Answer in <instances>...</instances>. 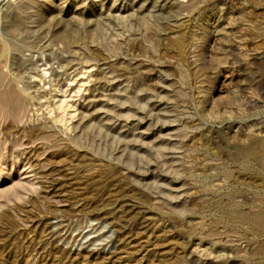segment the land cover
I'll return each mask as SVG.
<instances>
[{"label": "rangeland", "instance_id": "obj_1", "mask_svg": "<svg viewBox=\"0 0 264 264\" xmlns=\"http://www.w3.org/2000/svg\"><path fill=\"white\" fill-rule=\"evenodd\" d=\"M156 9L0 0V264H264V0Z\"/></svg>", "mask_w": 264, "mask_h": 264}, {"label": "bare ground", "instance_id": "obj_2", "mask_svg": "<svg viewBox=\"0 0 264 264\" xmlns=\"http://www.w3.org/2000/svg\"><path fill=\"white\" fill-rule=\"evenodd\" d=\"M152 1V5L154 8H158L155 10V13L156 15H160L163 11V6L166 4V1L167 0H151ZM170 10V9H169ZM166 11V10H165ZM173 12V11H172ZM154 13V12H153ZM176 13V12H175ZM163 14V13H162ZM11 88V87H10ZM12 89V88H11ZM9 88H7L6 90H3L2 92H0V107H4L5 109L6 108H14L15 106L18 107V105H20L19 103L20 102V96L19 94L16 92V91H13V89L11 90ZM15 90V89H14ZM23 100V99H22ZM19 110V109H18ZM264 211V210H263ZM259 216V219L258 220H262L264 221V213L263 215L260 216V214L257 215V217ZM257 220V219H256ZM261 221V222H262ZM260 222V224H261ZM264 223V222H263ZM262 223V224H263ZM261 224V225H262ZM264 225V224H263Z\"/></svg>", "mask_w": 264, "mask_h": 264}]
</instances>
